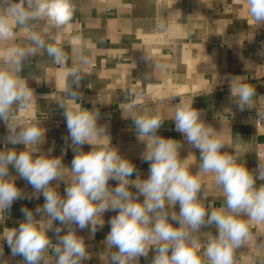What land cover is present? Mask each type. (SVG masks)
<instances>
[{"label": "clouds", "instance_id": "obj_1", "mask_svg": "<svg viewBox=\"0 0 264 264\" xmlns=\"http://www.w3.org/2000/svg\"><path fill=\"white\" fill-rule=\"evenodd\" d=\"M245 7L254 33L264 28V0H245ZM73 14L72 0H0V44L7 45L0 55L6 65L0 68V123L7 129L0 140L5 145L0 150V220L5 221L17 200L44 198L35 210L22 207L24 219L18 227H6L0 241L7 243L12 257L23 258L21 264H84L92 254L78 230L87 229L89 239H94L105 225L104 214L112 211L117 214L108 220L110 231L102 241L107 264H140L149 252L154 253L150 264H239L236 253L253 238L250 228L264 225V159L258 157L256 168L249 169L239 149L204 121L189 96H181L171 120L200 155L198 161L192 152L181 158L184 142L159 134L165 117L148 109L137 112L130 103L122 115L132 121L138 140L145 144L140 158L149 163V174L142 179L136 165L112 145L108 125L99 123V109H85L78 102L90 59L82 45L73 46L72 57L59 46ZM33 21L51 26L57 33L55 42L35 31ZM17 29L26 31L27 47L10 43ZM41 51L63 69L68 99L61 108L68 131L65 141L74 152L71 167L64 165L63 155H52L53 147L42 150L46 129L41 120L27 115L34 92L19 73L24 60ZM228 80L238 110L254 109L256 88L241 76ZM257 114V121L264 120V112ZM86 144L91 150H84ZM16 145H23V150ZM208 176L223 197L220 207L209 199L204 186ZM17 178L31 186V194L17 186ZM110 180L117 182L115 187ZM61 183L63 195L58 191ZM206 228L216 233L202 231Z\"/></svg>", "mask_w": 264, "mask_h": 264}, {"label": "crops", "instance_id": "obj_2", "mask_svg": "<svg viewBox=\"0 0 264 264\" xmlns=\"http://www.w3.org/2000/svg\"><path fill=\"white\" fill-rule=\"evenodd\" d=\"M72 4L73 19L62 30L59 46L72 57L73 46L82 45L90 59L78 102L85 109H99V123L108 125L112 145L136 165L142 179L149 174V163L140 158L145 144L138 140L132 121L122 115L123 108L134 103L137 112H160L165 123L159 134L183 141L181 158L192 152L198 161L199 151L184 141L171 120L181 96L194 97V107L202 110L204 121L239 149L241 162L249 169L256 168L255 139L264 141L255 123L257 108L264 104L259 99L264 96V56L260 55L264 51V28L254 33L246 19L245 0H72ZM30 23L49 43L55 42L57 33L51 26L43 21ZM10 43L27 47L30 41L25 30L17 29L16 39ZM5 47L0 44V55H4ZM4 67L0 61V68ZM19 75L34 92V103L27 115L41 120L46 129L42 150L47 152L53 147L52 155H63L64 165L71 167L74 152L65 141L68 131L61 108L68 99L63 91V69L41 51L24 60ZM233 76L244 77V82L256 88L254 109L241 112L232 103L228 78ZM6 135V127L0 123V140ZM15 147L20 151L24 146ZM4 148L0 143V150ZM84 150H91V146L84 145ZM192 171H196L195 165ZM10 172L17 175L14 169ZM135 178L136 174L132 179ZM109 183L112 187L117 184L114 180ZM16 184L25 193L33 191L22 179L17 178ZM204 186L209 199L220 207L223 197L211 176L205 177ZM58 191L64 194L63 183ZM43 203V196L15 201L5 221L0 220V234L6 227H18L24 219L22 207L35 210ZM116 214H104L105 225L94 239H89L87 229L78 230L92 254L84 264H107L102 241L110 231L108 220ZM209 230L216 233L214 228L202 229ZM250 231L253 238L236 253L239 264H264V225H254ZM49 236L55 243V235L50 232ZM0 243V264H21L23 258L12 257L7 243ZM153 255L149 252L148 259L141 257L140 264H150Z\"/></svg>", "mask_w": 264, "mask_h": 264}, {"label": "built area", "instance_id": "obj_3", "mask_svg": "<svg viewBox=\"0 0 264 264\" xmlns=\"http://www.w3.org/2000/svg\"><path fill=\"white\" fill-rule=\"evenodd\" d=\"M257 111L264 112V104H260L259 107L257 108ZM256 111V116H255V123L257 126L258 131L260 134H264V120L257 121L259 119V116ZM46 119H50L49 116H46ZM256 143V149H257V160H256V166L259 162V158L264 159V141L261 140L259 137H256L255 139Z\"/></svg>", "mask_w": 264, "mask_h": 264}]
</instances>
